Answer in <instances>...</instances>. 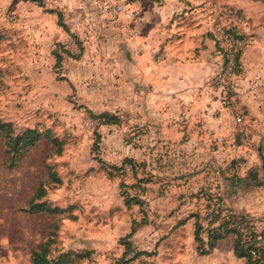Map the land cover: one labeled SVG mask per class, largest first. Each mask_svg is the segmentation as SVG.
Here are the masks:
<instances>
[{
  "label": "rangeland",
  "instance_id": "rangeland-1",
  "mask_svg": "<svg viewBox=\"0 0 264 264\" xmlns=\"http://www.w3.org/2000/svg\"><path fill=\"white\" fill-rule=\"evenodd\" d=\"M56 1L0 0V264H31L40 246L66 264H245L233 235L201 253L190 215L208 229L218 208L211 227L225 217L228 228H251L264 248V129L234 108L219 127L216 110L187 124L166 98H137L130 66L95 62V51H71L69 64L54 49L36 60L40 15L65 3ZM216 2L217 22L237 43L239 4L264 10V0ZM208 88L230 103L231 90ZM29 129L41 138L14 149L9 136Z\"/></svg>",
  "mask_w": 264,
  "mask_h": 264
},
{
  "label": "crops",
  "instance_id": "crops-1",
  "mask_svg": "<svg viewBox=\"0 0 264 264\" xmlns=\"http://www.w3.org/2000/svg\"><path fill=\"white\" fill-rule=\"evenodd\" d=\"M63 2L59 7L64 10L82 7L87 19L73 29L72 37L59 26L54 13H42L37 36L42 40H38L41 54L36 60L47 52L50 55L58 44L70 52L95 51V62L108 56L119 67L130 66L131 89L137 98H145L149 105L153 98L159 102L166 98L168 112L183 115L187 124L194 116L212 118L216 110L218 117L212 123L219 127L234 108L264 129V10L257 13L244 2L239 4L244 20L241 26L237 23L241 30L235 33L241 35V51L230 103L221 105V94L208 88L220 66L213 35V25L219 20L216 0H61L56 5ZM119 3L125 5V11L110 15L107 7ZM123 50L129 51V60L121 56ZM49 58L47 63L52 61Z\"/></svg>",
  "mask_w": 264,
  "mask_h": 264
},
{
  "label": "trees",
  "instance_id": "trees-1",
  "mask_svg": "<svg viewBox=\"0 0 264 264\" xmlns=\"http://www.w3.org/2000/svg\"><path fill=\"white\" fill-rule=\"evenodd\" d=\"M43 3V0H41ZM43 5V4H42ZM49 12L54 13L57 17L59 26L62 27V29L67 32L70 36L75 37L71 30L67 27L65 23V15L63 12H61L59 9L49 10ZM52 55L55 56L58 62H62L64 57L73 59L74 56L71 54L70 51L67 49H64L62 45L58 44L55 46L54 50H52ZM238 57H239V49L236 52V65L238 63ZM60 62V63H61ZM2 129H8V126L5 124H2ZM8 137V136H7ZM41 138V134L37 132L34 129H29L18 136H9V144L14 147L16 150H20L21 152L23 150L29 149L37 140ZM233 179L237 182L241 179L237 176H233ZM133 198H130L126 201L127 204H132ZM38 207V205L34 206V208ZM212 214H214L213 218L208 222V225L210 228L205 229L200 224L198 225L197 220V213L191 214L190 217L194 218V239L198 242V250H202L201 253H209L212 249H214L217 245V243L228 237V236H234V243H233V253L234 255L239 258L243 259L245 261V264H264V248L260 244V236L256 234L251 228L250 230L245 231L244 229H241L240 227H233L228 228L227 224L228 222L223 219L225 217H222L217 226L214 228L211 227L213 225V222L217 221V219L221 215V211H219L218 208L212 209ZM233 215V214H232ZM228 216L226 219L229 218H236L243 221V217L241 216ZM189 218V217H188ZM222 220V221H221ZM239 224V222L237 223ZM207 225V226H208ZM200 231L206 232V237L202 238ZM134 230L131 232V234L128 235L130 237L133 234ZM125 247H127L128 244L126 242L124 243ZM44 247L40 246L36 250H34L31 254V264H66L63 260L57 259V260H51L47 257ZM126 250L123 253V256L121 259H125L126 257ZM135 258V254L134 257ZM132 258V259H133ZM125 261V260H124Z\"/></svg>",
  "mask_w": 264,
  "mask_h": 264
},
{
  "label": "built area",
  "instance_id": "built-area-1",
  "mask_svg": "<svg viewBox=\"0 0 264 264\" xmlns=\"http://www.w3.org/2000/svg\"><path fill=\"white\" fill-rule=\"evenodd\" d=\"M59 7V6H58ZM56 7L65 15V23L67 27L73 33V29L79 26L86 18V12L82 7H70L64 10L62 7ZM108 13L112 16L125 11V5L123 3L110 5L107 7ZM213 35L217 47V54L220 60V66L218 71L209 80V86L215 87L221 91L222 94L232 90L233 78L236 69V52L238 50V43L234 38L231 30L224 28L218 22L213 25ZM238 121L240 118L237 119Z\"/></svg>",
  "mask_w": 264,
  "mask_h": 264
},
{
  "label": "water",
  "instance_id": "water-1",
  "mask_svg": "<svg viewBox=\"0 0 264 264\" xmlns=\"http://www.w3.org/2000/svg\"><path fill=\"white\" fill-rule=\"evenodd\" d=\"M263 138H264V136H263ZM258 153L260 155L261 162H262V167L264 169V155L262 154V148L261 147L258 148Z\"/></svg>",
  "mask_w": 264,
  "mask_h": 264
}]
</instances>
